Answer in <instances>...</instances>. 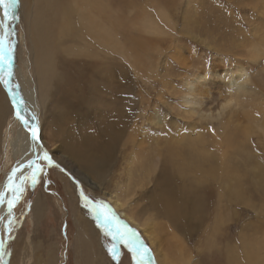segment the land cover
<instances>
[{"label":"rangeland","instance_id":"rangeland-1","mask_svg":"<svg viewBox=\"0 0 264 264\" xmlns=\"http://www.w3.org/2000/svg\"><path fill=\"white\" fill-rule=\"evenodd\" d=\"M27 1L30 6L37 0ZM57 1L64 9L74 7L73 0ZM105 1L109 20L112 15L124 20V24L116 26L114 37L102 44L92 36L82 39L76 33L57 36L54 64L55 68L60 64L61 69L62 62L122 65L129 79L137 83L128 105L131 107L129 125L115 148V161L111 169L95 178L89 170L67 159L68 154L59 149L60 137L53 135L44 121L46 112L53 108L51 104H55L51 102L55 96L45 99L38 115L39 134L44 150L53 157V166L45 163L44 174L34 187L25 183V190L13 207L14 221L9 226L12 231L8 232L5 225L1 227L0 264H136L122 245L118 246L121 253L118 260L112 259L108 252L112 238L84 207L81 189L91 201L106 205L107 214L113 218L109 225L112 231L127 228L139 236L149 249L148 264H178L169 253V249L174 253L172 242L179 240L172 236L178 237V232L166 219L158 218L148 205L153 198L151 187L157 175V160L163 159L166 147L175 143L172 141L176 132L185 135V156L193 153L195 147L190 140L195 137L203 140L207 157L212 152L209 142H220L227 134L231 135L233 140L228 146L233 155L234 172L245 185L244 192L238 189L227 194L217 181H204L198 186L199 192L190 193L188 189L196 180L189 170L191 164H186L185 175L180 180L185 183V198H191L189 210L185 207L190 228L189 235L181 241L189 257L188 264H206L207 259L213 260L209 264H264L262 252L255 259H246L244 255L237 257L231 250L233 246L240 250L243 238L264 240V0ZM20 8L19 0L15 11L18 18L10 24L14 29L9 37L14 48L11 61L15 73L29 78L30 86L37 87L30 35ZM143 10L147 19L142 21ZM104 22L113 28L108 19ZM72 23L78 26L75 19ZM55 25L57 29L56 22ZM131 39L141 41L130 47ZM34 60L37 61V55ZM74 67L80 71L77 64ZM241 67L246 69L248 77L245 92L237 98L232 88V102L219 116L201 117L196 108L184 102L186 84L194 76L225 71L231 79L234 70ZM3 93L0 84V118L7 112L1 105ZM216 98H229V92L223 91ZM249 101L254 108H262L254 116L248 115ZM153 111L157 120V115L166 120L168 136L161 130V123L149 128L154 122L150 119ZM98 119L99 116L92 114L90 123L97 126ZM5 122V118L0 120V133ZM3 155L0 147V183L14 166ZM64 184L71 188L69 197ZM197 193L204 195L206 203L199 213L192 204ZM108 194L116 195L122 203L120 210L126 209V215L145 227H138L120 215L105 197ZM37 197L42 201L43 210L33 215L31 209ZM74 200L77 207L86 210L87 223L93 226L88 234L99 242L100 253L96 256L79 241L87 230L85 222L77 220L71 206Z\"/></svg>","mask_w":264,"mask_h":264},{"label":"bare ground","instance_id":"bare-ground-1","mask_svg":"<svg viewBox=\"0 0 264 264\" xmlns=\"http://www.w3.org/2000/svg\"><path fill=\"white\" fill-rule=\"evenodd\" d=\"M20 1V13L27 22V30L30 35L37 87L30 86L29 78L28 80L18 72L15 73L12 61L10 64L12 75L6 77L9 80L7 86L0 79V84L4 89V101L1 105L3 109L7 110V112H3L4 115L0 118V120L5 118L6 121L2 129L3 132L0 133V147L3 150L4 158L8 159L7 162L14 163V166L10 167L11 169L0 183V193H8L6 186L13 170H16L17 177H27L31 169L28 167L29 161L36 160L35 154L41 152L39 147L42 144L41 136L39 134L40 139L33 141L29 125L35 124L40 133L38 115L41 104L49 96H55L51 100L55 104H51L53 108H49L50 104L48 105L49 111L46 112L44 121H46L45 124L51 133L60 137L59 149L68 154L69 158L67 159L89 170L95 178H99V173H105L113 166L115 148L129 125L131 107L128 105L131 104L130 101L134 97L137 83L129 79L122 65L81 61L75 63L79 66L80 71L74 67L73 62L68 65L66 62H62V69L59 67L60 64L59 68H55L57 40L54 39L57 36H75L77 34V36H82V39L92 36L103 44L109 38L114 37L116 26L122 25L124 20L115 15L110 16L112 20H109L105 0H73L72 6L74 7H69V10L68 7L64 9L59 6L57 0H33L35 2L30 3V6H28L30 1L26 0L28 4L25 0ZM64 1L66 2V0ZM160 16L164 20L167 19L163 13H160ZM0 18H2V13H0ZM105 18L113 25V28L105 24ZM73 19L76 20L77 27L73 26ZM146 19V12L143 10L141 20ZM55 22L57 29H55ZM149 23L153 24V21ZM56 30L59 35L55 32ZM140 41V39H131L129 40L131 45H129L130 47L137 46ZM130 50L132 51V49ZM74 52L80 53L77 50ZM35 55H37V61L34 60ZM245 70L242 67L237 68L232 73L231 79L225 71L194 76V79L186 84L188 90L183 97L184 102L196 108L201 117L219 116L232 102L230 96L232 88L235 89L237 98L245 92V84L248 81ZM0 77H5V73L0 71ZM16 79L18 82L15 83ZM214 90L217 91L214 92ZM223 91L229 92V98L217 99L216 96ZM13 95L17 98L15 101ZM249 105L248 115L250 116H254L258 110L262 109L251 106L252 101H249ZM18 111L28 121V125L18 119ZM65 111H67L66 114ZM33 114L37 117L35 122L31 119ZM92 114L99 116L96 122L97 126L90 123ZM157 116L159 120H157L155 112L151 115V122L152 119L154 122L153 125H149V128L153 129V126L161 123V130L168 136L166 120L160 115ZM173 137L172 142L175 143L166 147V155L163 159L157 160V175L151 187L153 198L148 205L155 211L158 218L166 219L178 232V237L172 236L179 240L172 242L174 253L168 248L172 259L176 258L178 264H188L189 257L187 258L185 255V248L183 241H181L182 238L189 235L190 228L187 208L191 198H185V183L180 180L185 175L186 164H191L189 170L192 171L193 178L196 180L188 189L190 193L199 192L198 186L204 181H217L225 188L227 194H233L238 189L244 192L245 185L241 176L234 172L233 155H231L228 146L233 140L231 135L227 134L220 142H209L212 152L208 153L207 157V148L203 140L198 137L190 140L191 146L195 149L193 153L186 156L185 135L176 132ZM208 161H210L209 164ZM129 174H131L130 171ZM15 182L19 183V180ZM64 186L68 197L71 196V188L67 187V184ZM105 197L120 212V215L138 227H145L143 224L137 223L132 216L126 215L124 213L126 209L120 210L122 203L116 195L108 194ZM7 198L11 199V195H8ZM203 198L204 195L200 196L197 193V198L193 199L192 204L195 206L196 213H199V210L206 205ZM71 206L76 212L77 220L85 222L86 228L84 229L87 230L83 234L85 236L79 238V241L81 240L80 243L84 244L86 250H90L91 254L96 256V253H100L99 250L97 251L99 242H95L88 234L93 230V226L91 223H87L86 210L81 209L79 205L77 207L75 200ZM42 210V201L37 197L31 211L35 215ZM9 218L7 200H5L3 204H0V235L1 227L7 225ZM11 218L14 221L13 210ZM221 219L218 217V221ZM83 230L81 229V231ZM152 236L149 239H152ZM241 241L240 250L237 251L235 246L231 249L237 257L244 255L246 259H255L259 257L260 252H262L260 257L264 256V240L253 241L251 238H243ZM209 263H213V260L207 259L206 264Z\"/></svg>","mask_w":264,"mask_h":264},{"label":"snow or ice","instance_id":"snow-or-ice-1","mask_svg":"<svg viewBox=\"0 0 264 264\" xmlns=\"http://www.w3.org/2000/svg\"><path fill=\"white\" fill-rule=\"evenodd\" d=\"M18 5L19 0H0V13H2V18H0V71L5 73V77H0V79L3 80L6 86L9 83V80L6 77H11L12 75L10 64L12 53L14 51L11 40L9 39L14 33V29L10 27V24L18 18L15 15ZM16 99V96L13 95V100L15 101ZM20 103H22V101H20ZM17 117L25 125H28V121L20 115L19 111L17 112ZM31 119L35 122L37 117L33 114ZM29 131L32 134L33 141H38L40 139L39 129L35 124L29 125ZM39 147L41 148V152L35 154L36 160H30L28 164V167L32 169L31 175L28 177H17L16 170H13L12 174L9 176V183L6 186L8 188V193H0V204H3L5 200H7L8 217L10 218L8 219L7 225H5V228L8 232L12 231L9 226L13 223V219L11 218L13 207L20 195L23 194L25 183L29 182V186L34 187L40 182V179L44 174L45 163L49 166H53V157L44 150L43 145H39ZM55 166L60 167L59 164H55ZM61 170L65 171L66 169L61 168ZM16 180H19V183H16ZM77 184L79 185V181H77ZM8 195H11V199L7 198ZM80 196L84 201V207L88 208L89 211L93 213L94 219H96L99 226L104 229L105 234L112 238V243L108 247V252L112 256V259L118 260L121 254L118 246L122 245L132 254L136 264H148L149 249L144 246L142 241H140L139 236L134 231L127 228H125L124 231H112L109 228V225L112 223L113 218L111 215L107 214L106 205H103L101 202L91 201L82 189L80 191ZM2 244L3 240H0V245Z\"/></svg>","mask_w":264,"mask_h":264},{"label":"water","instance_id":"water-1","mask_svg":"<svg viewBox=\"0 0 264 264\" xmlns=\"http://www.w3.org/2000/svg\"><path fill=\"white\" fill-rule=\"evenodd\" d=\"M0 240H1V237H0ZM0 247H1V245H0Z\"/></svg>","mask_w":264,"mask_h":264}]
</instances>
